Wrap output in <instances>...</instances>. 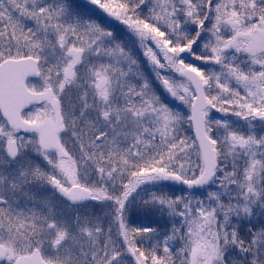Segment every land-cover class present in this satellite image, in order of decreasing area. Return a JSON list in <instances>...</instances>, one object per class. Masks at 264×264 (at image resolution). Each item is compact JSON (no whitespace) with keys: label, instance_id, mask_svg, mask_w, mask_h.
Instances as JSON below:
<instances>
[{"label":"snow or ice","instance_id":"obj_1","mask_svg":"<svg viewBox=\"0 0 264 264\" xmlns=\"http://www.w3.org/2000/svg\"><path fill=\"white\" fill-rule=\"evenodd\" d=\"M0 264H264V0H0Z\"/></svg>","mask_w":264,"mask_h":264}]
</instances>
